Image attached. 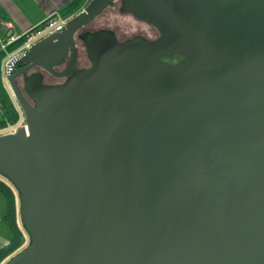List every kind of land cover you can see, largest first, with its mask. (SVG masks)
<instances>
[{"label":"water","instance_id":"water-1","mask_svg":"<svg viewBox=\"0 0 264 264\" xmlns=\"http://www.w3.org/2000/svg\"><path fill=\"white\" fill-rule=\"evenodd\" d=\"M112 1L6 64L25 124L0 134V175L30 242L4 264H264V23L241 48L208 32L177 63L98 35L91 68L55 87L34 74L23 95L25 70L73 69L74 33Z\"/></svg>","mask_w":264,"mask_h":264},{"label":"flooded vegetation","instance_id":"flooded-vegetation-1","mask_svg":"<svg viewBox=\"0 0 264 264\" xmlns=\"http://www.w3.org/2000/svg\"><path fill=\"white\" fill-rule=\"evenodd\" d=\"M89 1L86 0L79 10ZM263 14L264 0H161L160 3L155 0H113L74 33L75 60L70 72L56 76L41 66H34L19 75L17 83L28 103L33 106L34 100L26 91L28 80L34 74H39L43 85L55 87L64 83L75 71L91 68L94 64L89 49L92 47L88 46H93L94 37L96 39L102 34L110 35L118 46L133 44L141 50L160 46L165 50L159 58L168 63H177L188 56L187 52L178 50L183 44L194 48L202 46L207 41L203 35L208 32L218 34L215 41L219 44L227 40V44L241 48L249 45L250 34L256 36L263 26ZM70 61L71 49L68 47L52 68L56 72H64ZM30 63H21L17 70ZM5 77L7 82L6 74ZM9 92L21 111L10 89Z\"/></svg>","mask_w":264,"mask_h":264},{"label":"trees","instance_id":"trees-1","mask_svg":"<svg viewBox=\"0 0 264 264\" xmlns=\"http://www.w3.org/2000/svg\"><path fill=\"white\" fill-rule=\"evenodd\" d=\"M83 1L84 0H71L59 8L58 13L63 16L69 15L77 10ZM3 58L4 55L0 52V106L2 108L0 134L4 133L10 127H15L23 118V114L15 104L9 89L6 87L1 77V61ZM0 192L6 198L7 211L5 220L12 233L10 241L0 247V264H2V262L6 263L15 253L29 244L30 235L21 218V201L17 189L8 179H6V181L0 179Z\"/></svg>","mask_w":264,"mask_h":264},{"label":"crops","instance_id":"crops-1","mask_svg":"<svg viewBox=\"0 0 264 264\" xmlns=\"http://www.w3.org/2000/svg\"><path fill=\"white\" fill-rule=\"evenodd\" d=\"M71 0H0V17L9 21L16 32H24L37 24L41 23L47 17L59 11ZM86 0L77 8L84 5ZM77 10L75 12H77ZM1 77L7 88L6 77L4 74V58L1 62ZM2 117V108L0 106V118ZM1 180L5 181L0 177ZM17 204V199H16ZM7 211V202L5 196L0 192V247L7 244L12 233L9 228L5 215Z\"/></svg>","mask_w":264,"mask_h":264},{"label":"built area","instance_id":"built-area-1","mask_svg":"<svg viewBox=\"0 0 264 264\" xmlns=\"http://www.w3.org/2000/svg\"><path fill=\"white\" fill-rule=\"evenodd\" d=\"M71 16L72 14L63 16L57 12L36 26L20 33L13 29L9 21L0 17V52L4 55V73L6 74L7 62L13 56L26 51L39 39L60 29ZM15 130H17L15 127H10L4 133Z\"/></svg>","mask_w":264,"mask_h":264},{"label":"rangeland","instance_id":"rangeland-1","mask_svg":"<svg viewBox=\"0 0 264 264\" xmlns=\"http://www.w3.org/2000/svg\"><path fill=\"white\" fill-rule=\"evenodd\" d=\"M2 62V61H1ZM25 124L24 119L22 118L20 122L15 126L16 129H18L20 126H23ZM1 178H3L6 181V178L0 175ZM4 264V262H2Z\"/></svg>","mask_w":264,"mask_h":264}]
</instances>
